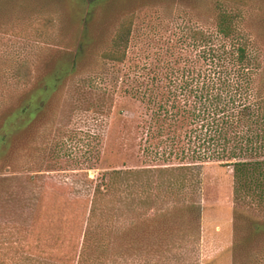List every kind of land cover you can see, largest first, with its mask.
I'll return each instance as SVG.
<instances>
[{"label": "rangeland", "instance_id": "1", "mask_svg": "<svg viewBox=\"0 0 264 264\" xmlns=\"http://www.w3.org/2000/svg\"><path fill=\"white\" fill-rule=\"evenodd\" d=\"M88 1L0 0V125L27 92L60 66L69 68L83 44L76 68L64 70L43 108L0 154V229L35 238L53 217L46 187L63 188L61 201L85 206L101 174L130 170L120 190L131 197L119 203L115 221L133 225L118 239L115 262L232 264V169L217 162L156 169L141 150L145 111L124 89L133 88L137 65L164 59L183 28L213 29L219 3L242 13L239 26L264 59V0H99L91 9ZM127 17V60L107 63L103 52ZM187 204L198 207L194 216ZM245 211L264 221V210ZM246 258L264 264V235Z\"/></svg>", "mask_w": 264, "mask_h": 264}, {"label": "trees", "instance_id": "2", "mask_svg": "<svg viewBox=\"0 0 264 264\" xmlns=\"http://www.w3.org/2000/svg\"><path fill=\"white\" fill-rule=\"evenodd\" d=\"M98 2L89 0L88 8ZM241 14L219 3L213 29L183 28L179 39L165 50L164 59L158 55L153 65H137L133 88L124 89L143 106L141 150L157 163L156 169L188 171L206 162L232 169L238 205L233 212L232 264H249L245 252L264 235V221L245 211L253 206L264 210V59L239 26ZM132 25L130 17L121 21L103 52L105 62L127 60ZM82 49L79 44L70 70L76 68ZM64 68L44 78L4 116L0 154L43 108L69 69ZM134 173L101 174L85 206L75 200L61 201L63 188L46 187L45 206L53 208V217H47L35 238L0 229V264H118V239L133 225L115 221L119 203L125 205L131 197L120 186L124 177ZM131 188L129 184L127 190ZM196 208L184 206L193 216Z\"/></svg>", "mask_w": 264, "mask_h": 264}]
</instances>
